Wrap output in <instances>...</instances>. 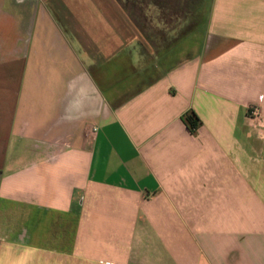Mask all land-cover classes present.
I'll use <instances>...</instances> for the list:
<instances>
[{"label":"crops","instance_id":"0c3cea01","mask_svg":"<svg viewBox=\"0 0 264 264\" xmlns=\"http://www.w3.org/2000/svg\"><path fill=\"white\" fill-rule=\"evenodd\" d=\"M0 264H264V0H0Z\"/></svg>","mask_w":264,"mask_h":264},{"label":"trees","instance_id":"16d2710c","mask_svg":"<svg viewBox=\"0 0 264 264\" xmlns=\"http://www.w3.org/2000/svg\"><path fill=\"white\" fill-rule=\"evenodd\" d=\"M183 121L192 133H196L198 128L201 126L202 121L198 114L194 110L186 112L182 116Z\"/></svg>","mask_w":264,"mask_h":264},{"label":"built area","instance_id":"2783aa9c","mask_svg":"<svg viewBox=\"0 0 264 264\" xmlns=\"http://www.w3.org/2000/svg\"><path fill=\"white\" fill-rule=\"evenodd\" d=\"M250 114L253 115L256 118L261 117V107L260 105L256 104V105H252L250 106Z\"/></svg>","mask_w":264,"mask_h":264}]
</instances>
